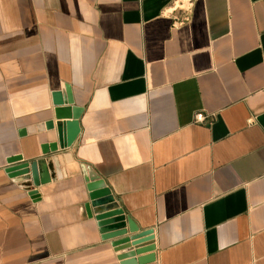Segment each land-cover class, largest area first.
Masks as SVG:
<instances>
[{"label":"crops","instance_id":"obj_1","mask_svg":"<svg viewBox=\"0 0 264 264\" xmlns=\"http://www.w3.org/2000/svg\"><path fill=\"white\" fill-rule=\"evenodd\" d=\"M0 264H264V0H0Z\"/></svg>","mask_w":264,"mask_h":264},{"label":"water","instance_id":"obj_2","mask_svg":"<svg viewBox=\"0 0 264 264\" xmlns=\"http://www.w3.org/2000/svg\"><path fill=\"white\" fill-rule=\"evenodd\" d=\"M54 105L56 107V118L62 124L58 128V144L49 148V150L53 152L57 151L59 148L65 149L69 145L68 140H66V137L64 136L66 122L63 121L67 119L77 121L81 113V110L69 108L68 103L64 102L60 93L54 95ZM39 167L43 174L40 183H48L50 181V176L48 174L47 164L44 162L33 165V168H31L33 177L35 178ZM28 173L29 171L26 172V174ZM89 179L88 190L91 193L92 201L95 202V205L99 209L95 219L98 222V227L103 235V239L113 240V246L116 251H125L124 254H121V259L133 258L144 253L153 252V233H140L131 220L128 221L127 227L125 223L119 220V217H121L123 213L120 210H112L110 208L112 202L110 199V193L107 190L105 183L101 181L100 177L92 169H89ZM89 216L92 217L90 214ZM127 235L130 236L127 237Z\"/></svg>","mask_w":264,"mask_h":264}]
</instances>
